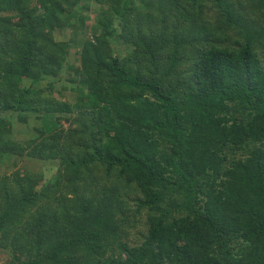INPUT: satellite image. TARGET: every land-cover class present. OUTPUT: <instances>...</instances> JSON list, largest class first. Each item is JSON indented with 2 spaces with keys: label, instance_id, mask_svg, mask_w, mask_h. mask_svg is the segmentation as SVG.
<instances>
[{
  "label": "trees",
  "instance_id": "1",
  "mask_svg": "<svg viewBox=\"0 0 264 264\" xmlns=\"http://www.w3.org/2000/svg\"><path fill=\"white\" fill-rule=\"evenodd\" d=\"M16 157L12 264H264V0H0Z\"/></svg>",
  "mask_w": 264,
  "mask_h": 264
},
{
  "label": "rangeland",
  "instance_id": "2",
  "mask_svg": "<svg viewBox=\"0 0 264 264\" xmlns=\"http://www.w3.org/2000/svg\"><path fill=\"white\" fill-rule=\"evenodd\" d=\"M56 38L62 39V35L56 33ZM20 135L23 136L22 134H20ZM25 160L26 159H22L20 157L19 158L16 157L15 160H14V158H12L11 160H8L5 158L1 159V161H0V174L10 173V172H12V170H14L15 168H18L22 165L31 171L38 170V169L43 170L45 165L46 166L48 165L46 162H39V161H37V163H35V164L29 165V163H27ZM46 175L48 176V173H46ZM139 236H140V232H137L136 229H133L132 231L129 232V238L132 237V239L130 240L131 243L134 242L137 245H139L141 242V240H139ZM10 258H11V256H10L9 252L0 246V264H12V262L10 261Z\"/></svg>",
  "mask_w": 264,
  "mask_h": 264
}]
</instances>
